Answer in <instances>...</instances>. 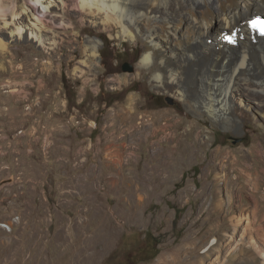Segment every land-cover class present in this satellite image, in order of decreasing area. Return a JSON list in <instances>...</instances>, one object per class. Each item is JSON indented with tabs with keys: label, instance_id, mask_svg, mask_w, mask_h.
I'll return each mask as SVG.
<instances>
[{
	"label": "rangeland",
	"instance_id": "obj_1",
	"mask_svg": "<svg viewBox=\"0 0 264 264\" xmlns=\"http://www.w3.org/2000/svg\"><path fill=\"white\" fill-rule=\"evenodd\" d=\"M70 14L65 42L100 40L85 74L78 50L52 54L0 18V264H264V180L251 191L244 167L264 177L257 101L234 127L194 114L138 68L140 40Z\"/></svg>",
	"mask_w": 264,
	"mask_h": 264
},
{
	"label": "bare ground",
	"instance_id": "obj_2",
	"mask_svg": "<svg viewBox=\"0 0 264 264\" xmlns=\"http://www.w3.org/2000/svg\"><path fill=\"white\" fill-rule=\"evenodd\" d=\"M70 11L78 13L80 20L94 13L92 18L97 19L92 20V25L96 28L117 27L118 37L140 40L138 68H144L156 86L176 84L177 97L192 113L205 112L228 128L247 118L244 106L253 108V100L264 111V99H260L264 95V38L252 43L246 36L229 46L218 39L223 29L239 28L245 35L246 25L242 21L264 12V0H24L21 11L16 1L10 0L0 5V18L4 27H13L11 32L22 37L21 41L30 37L52 54L65 49L63 54L70 56L78 50L77 56L85 58L75 70L85 74L84 67L95 65L100 40L88 36L80 46L72 47L71 37L67 36L69 41L65 42L68 29L75 30ZM261 16L264 19L263 13ZM74 34L73 42L77 43L80 36L77 31ZM207 36L211 37L208 43ZM8 50L9 43L0 38V51L5 54ZM236 90H243L248 100L241 96L242 99H235ZM188 127V130L194 127L196 138L202 137L205 128L192 126V122ZM255 151L256 159L264 160V147L259 145ZM225 157V168L238 162L230 160V154ZM242 157L245 159L246 155ZM255 165L252 160V164L244 167L249 169L246 177L254 184L251 191L256 193L264 177L259 171H252ZM261 171L264 173V169ZM225 178L228 182L232 180L228 173Z\"/></svg>",
	"mask_w": 264,
	"mask_h": 264
},
{
	"label": "clouds",
	"instance_id": "obj_3",
	"mask_svg": "<svg viewBox=\"0 0 264 264\" xmlns=\"http://www.w3.org/2000/svg\"><path fill=\"white\" fill-rule=\"evenodd\" d=\"M257 15H259V19H263L262 17H260V13L259 14H257ZM256 15V16H257ZM256 16H254L253 14L251 15V16H249L248 17V19H251L252 17H256ZM248 19H246L245 21H247ZM242 22H244V21H242ZM241 23V22H240ZM231 30L232 29H229V30H226L227 31V33L226 32H222V33H224V34H226V35H228V34H230L231 33ZM246 36H248L249 37V41L250 42H252V43H255V42H253L252 40H251V38H252V35L250 34V32L248 31V29L246 28V31H245V35H243V37L242 38H240V39H243V38H245ZM259 38H264V35H261V36H259ZM208 39H210V38H208ZM240 39H238V41L240 40ZM259 40H257V42H258ZM229 46V45H228Z\"/></svg>",
	"mask_w": 264,
	"mask_h": 264
},
{
	"label": "water",
	"instance_id": "obj_4",
	"mask_svg": "<svg viewBox=\"0 0 264 264\" xmlns=\"http://www.w3.org/2000/svg\"><path fill=\"white\" fill-rule=\"evenodd\" d=\"M260 17H261V14H260ZM224 32L227 33L226 30H224ZM128 70H131V67H130L129 65H128ZM11 181H12L11 178H10V179H5V180H1V181H0V186L4 185V184L7 183V182H11Z\"/></svg>",
	"mask_w": 264,
	"mask_h": 264
},
{
	"label": "trees",
	"instance_id": "obj_5",
	"mask_svg": "<svg viewBox=\"0 0 264 264\" xmlns=\"http://www.w3.org/2000/svg\"><path fill=\"white\" fill-rule=\"evenodd\" d=\"M156 253V252H155Z\"/></svg>",
	"mask_w": 264,
	"mask_h": 264
}]
</instances>
